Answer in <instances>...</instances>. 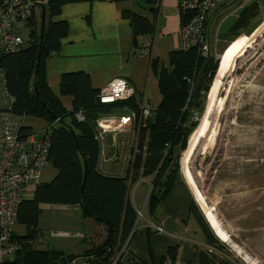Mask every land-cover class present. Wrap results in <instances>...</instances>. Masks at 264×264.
<instances>
[{
	"label": "trees",
	"instance_id": "16d2710c",
	"mask_svg": "<svg viewBox=\"0 0 264 264\" xmlns=\"http://www.w3.org/2000/svg\"><path fill=\"white\" fill-rule=\"evenodd\" d=\"M44 1L45 17L38 61L36 62V56L40 38L41 6L30 18L23 21V26H17L21 32L26 30L24 47L14 54L2 52L0 49V68L4 70L7 89L11 95V110L25 116L41 118L47 124L53 123L49 135L48 156L56 173L48 182L38 184L32 196L22 199L18 204L15 225L18 230L22 228L23 232L13 230L12 239L18 249L13 259L5 264H65L71 258L89 256L92 251L93 264H109L117 239L119 238L122 244L128 237L126 248L135 234L132 229L136 225L139 209L135 208L129 199L128 190L131 187H128L126 181L135 184L139 176L152 178V189L146 205L149 217L155 218L156 209L180 170L179 158L187 148L192 132L187 125L195 126L199 121H191L193 112H197L198 119H201L204 112L202 97L215 77L219 61L210 54L206 57L208 61L203 62L195 47L170 50L167 54V65H164L163 60L149 56V67L156 78L160 101L151 117L145 120V126H141V123L134 132L136 146L133 157L129 160L132 167L129 180L126 175L103 174L97 170L100 150L95 138L96 120L112 109L124 107L132 111L135 122L139 101L125 99L100 103L97 98L99 89L91 86L89 75L82 71L62 73L58 93L55 94L47 84L44 62L59 51L62 40L67 35V22L55 19L62 7L73 3L105 0ZM145 2L154 4L158 0ZM262 5L264 0H254L241 7L228 32L218 34V37L226 35L231 38L240 34L257 16ZM150 10H155V7ZM191 13L178 12L180 22L185 23ZM121 15L129 20L133 51L137 53L136 37L152 36L155 32V21L151 15L133 10L124 9ZM191 84L193 87L190 92ZM198 88L204 92L199 94ZM189 94L190 100L187 99ZM63 96L71 98L69 109L61 101ZM137 97L140 100L141 94ZM78 112L82 114L83 119L77 118ZM31 132V127L23 125L20 138L26 139ZM52 204H77L84 216L88 215L104 226L103 241L98 246L94 245L93 250L88 249L77 254L66 253V250L57 249L47 242L44 248L36 249L33 243L38 235L41 237V233L45 232L39 224V218L43 207ZM190 210L197 212L194 202H191ZM195 215L201 229L206 232L207 223L203 221L204 216L201 217L197 213ZM60 232L57 231L56 234ZM153 233L155 232L148 227L147 246ZM205 241L225 255L221 256L210 246L204 247L198 250L195 264H231L227 259L230 253L221 248L220 241L213 242L208 238ZM175 252V246L169 248L167 253L160 257V262L163 263L166 257L172 261ZM122 258L129 259L130 264H146L130 252L123 253L116 264H122Z\"/></svg>",
	"mask_w": 264,
	"mask_h": 264
},
{
	"label": "rangeland",
	"instance_id": "374dc122",
	"mask_svg": "<svg viewBox=\"0 0 264 264\" xmlns=\"http://www.w3.org/2000/svg\"><path fill=\"white\" fill-rule=\"evenodd\" d=\"M251 1L254 0H250L249 2ZM139 3V6L142 7L146 2L143 0L139 1ZM239 3L240 2L237 0H229L227 1V4L224 5L225 10L219 9L212 15L213 23L210 24L211 29L208 33V38L210 39V37H212L213 39H216V45L214 50L208 52V56L211 54L210 56L215 57L218 61H220L218 56L222 54L220 53L221 51H219V46L220 44L227 43L224 40L228 39L229 37L225 35L219 38L217 33L223 34L227 32L229 26L235 20L236 14L238 12V10H236V6H238ZM146 4L150 7H154L153 4ZM168 9L170 8L168 7ZM138 12L149 15L148 8L141 9ZM59 15H57L55 19H57ZM72 17L73 16L71 12H66L64 19H67L69 23L73 21ZM263 17L264 5H262L261 9H259V14L254 17L255 20H252V26L259 30L257 37L254 38L255 41L253 42V48L249 49L245 55L238 57L235 63H232V67L230 69L231 71L224 77V79H222L228 92H225L224 89L218 90L216 96L213 97V99L208 96L207 92V96L206 93L203 94L202 99L204 100L205 108L202 115L203 118L207 108L209 107L210 109L206 117L207 129L204 130L203 135L199 138L194 149L192 150V153L188 159V163L185 164L184 160L187 150L190 146V143L194 139L192 136L196 134V129H192V132L188 138L187 148L181 153L178 162L180 169L178 172L179 176L189 182L185 172V170L188 168L194 181V185L189 182L194 190V199L192 202H194L195 206L204 216V218L205 210L208 208H213L212 213L219 224L220 221L218 216L221 215V210L229 206L231 207V204L234 200V183L232 182L233 172L238 165L237 157L239 154H245V146L242 145L241 141H243L246 145L249 144L252 146V148L249 150L250 155L253 152L252 167L260 169L261 165L264 163V24L261 21ZM189 19L190 18H188L187 21ZM185 23L180 22V24ZM215 26L217 32L216 34ZM244 30L240 34L244 33ZM22 33L26 34V31L23 30ZM219 39L222 41H219ZM177 41L178 44L176 49L185 50L180 46L181 37L179 33ZM23 47L24 46H21L20 44L19 48L11 51V54L17 53ZM151 47L152 42H150V55L152 54ZM149 53H145L143 56L136 55V57L138 59H143L144 57L148 58L150 56ZM197 53L200 58L204 60L203 62L208 61L206 60V54L198 50ZM162 60L165 61L166 59ZM234 68H236L235 71ZM128 85L130 84L128 83ZM210 87H208V90ZM135 92L137 93L136 90ZM135 92L128 99L140 101ZM202 92H204L203 89L200 90V88H198V93L201 94ZM63 103L67 108H69V97L63 98ZM137 109L138 112L137 115L135 114V122L134 118H132L133 121L129 123L126 116L124 117L125 120L123 122L113 126V130L103 132L97 141L99 143L100 152L103 151V153H100V167L98 166L97 168V170H99L101 173L106 172V170H108L112 164V167L117 170L116 172L118 176L126 175L127 180H129V174L132 172V167L129 160H131L133 157L136 146V136L134 132L141 125L139 122L140 108ZM25 120L33 123V132L31 135L34 138H40L42 135V128L45 124L44 120L32 116H27ZM106 134H109V137L111 135L112 136L107 138ZM126 134L129 136L128 144L126 145L128 152L126 157L122 158L120 157V154H117L116 148L123 140V138H120L119 136ZM106 142H109L110 144L109 148L111 151H109V154L107 148L106 154L103 149ZM120 151L123 152L124 148L119 146V152ZM247 159L250 160V157L248 156ZM105 167L107 168L105 169ZM55 173L56 169H53L52 167L46 168L41 174L40 181L48 182V178L50 179L52 175H55ZM148 177V180H145L144 177L139 176L137 183L140 185L137 186L134 183L132 184L131 182L126 181L128 187H131V189L128 190L130 197L129 199L135 208L141 207L142 205L141 208L143 213L144 210H147L146 201L148 194L152 189V178L150 176ZM141 184L145 186L142 187ZM169 190L156 209V212L163 211L165 199L169 193ZM70 207L76 208L77 212L74 213V210ZM261 213V211L255 210L249 215L245 216V218H243V216L235 218L228 216L222 219L220 226L222 229H224L225 233L227 231L229 232V241H222L219 237L217 238L220 240L221 248L230 253L227 259L231 262V264H246L244 259L246 261H251L252 264H260L259 261L264 264V259L260 256L264 255V227H261L262 231H259V233L249 235V225H251L255 219L260 217ZM80 222L83 224H79ZM135 222L136 225L132 229V231L135 230L134 236L137 235L134 239L135 244H145L146 242L147 245V228L149 227L154 232L157 231H155L153 225L151 224H149L148 227L142 226V224L145 222L143 217L136 218ZM39 224L45 232L41 233V237L38 235V238L33 243L36 249L44 248L47 242L52 246L54 245L57 249L60 247L66 250L64 251L66 253L77 254L81 248L90 247L89 245L95 244L98 246L103 241L105 236L104 226L101 223L94 221L90 216H84L77 204H52L50 206L43 207V213L39 218ZM141 226L145 230L142 231V234L141 231L138 233ZM14 229L18 230L17 225H14ZM233 230L236 233L238 232L241 237L251 242L249 247L254 251V255H256L258 259L257 263H255L254 260L251 259V256L247 254L248 250L245 252L243 248L234 244V238L237 239V241L239 238L230 235L234 234ZM57 231L61 232L57 235ZM21 232H23V229L19 228L18 233ZM90 234L93 235V238L89 237ZM134 236L132 238H134ZM90 240H93L94 242ZM255 250H257L258 253ZM14 255L11 257V259H13ZM87 258V256L74 257L65 264H93V260Z\"/></svg>",
	"mask_w": 264,
	"mask_h": 264
},
{
	"label": "crops",
	"instance_id": "0c3cea01",
	"mask_svg": "<svg viewBox=\"0 0 264 264\" xmlns=\"http://www.w3.org/2000/svg\"><path fill=\"white\" fill-rule=\"evenodd\" d=\"M139 1L143 0L80 2L67 4L62 7L57 20H65L68 23L67 19H64L65 13L71 12L73 21L68 23L67 35L65 39L62 40L59 51L48 57L44 62L47 84L55 94L58 93V84L62 73L82 71L89 75L91 86L97 89H101L113 78H122L137 91V95L141 94L145 103L150 104L153 109L156 108L160 100V94L157 89L156 78L149 68V58L144 57L143 59H138L136 57L138 53H134L133 51L134 46L132 43L130 23L127 18L121 15V11L127 9L136 10L138 12L141 9H149V16L151 15L150 17L154 19L156 25L154 32L156 35L152 40L151 53L153 57H157L161 60L166 59L165 61L163 60L164 65H167L168 52L177 48L180 19L178 17L176 0H161L159 6L153 11L150 10L152 7L146 3L140 7ZM168 7L170 9H168ZM23 35L25 36V34ZM0 72L2 73L0 77V101H3L6 98V94H9V96L11 95L7 89L4 70L0 68ZM67 97L69 96L61 97V101L63 102V98ZM70 101L71 98L69 97V104ZM131 114L132 112L129 109L120 107L112 109L107 114L100 115L99 117L103 118L105 121L111 117H117L119 122H123L125 120L124 117H128ZM26 117L27 116H25V118ZM131 121H133V119H131ZM131 121L128 122L130 123ZM32 124L33 123L24 120V125L31 127L33 132ZM46 126L47 123L44 124L42 132ZM32 132L27 138L29 140L39 139V137L34 138L31 135ZM127 135L128 134L119 136L123 138V140L116 148L117 154H120L122 158H125L128 152L126 145L128 144L129 136ZM106 137L110 138L109 134H106ZM106 143L103 149L106 154L107 148L109 154V151H111L109 148L110 144L109 142ZM119 146L124 148L123 152H119ZM251 148V145H246L245 152L243 151L245 154H239L237 157L238 165L233 172L232 180L234 183V200L231 207L229 206L221 210V215L218 216L221 224L224 217L229 216L235 218L243 216V218H245V216L255 210L261 211V216L249 225V235L259 233V231H262L261 227H264V163L261 165L260 169L252 167L253 152L251 151L252 153L250 155L249 151ZM100 153H103V151ZM100 156L101 154H99L98 159L99 167ZM248 156L250 160L247 159ZM112 166L111 164L110 168L103 174L117 175V170ZM106 168L107 167H105V169ZM148 178V176L144 177L145 180H148ZM50 179L48 178V180ZM135 185L137 186L140 184L135 183ZM141 186L144 187L145 185L141 184ZM193 193L194 190L191 184L177 174L165 199L163 211L156 212V217L151 218L147 214V210H144L142 216L143 219H145L142 226L148 227L149 224L153 225V227L161 225L163 231L155 232L150 237L149 246L146 245V242L145 244H135L134 239L137 236L135 235L127 244V250L146 264L151 262L162 264L160 262V257L164 256L168 249L174 246L176 247V252L171 264H195L198 250L204 247L209 248V246L221 256H224L225 254L223 252L207 244L205 241L207 238L213 242H219L220 240L217 238V235L215 236L216 233L213 232L206 218L203 219V221L207 223L206 232L201 229L200 223L195 215V213H197L202 217L198 209L197 212H191L190 205L194 199ZM141 207L136 208L142 209ZM70 208L74 210V213L77 212L76 208ZM79 224L83 223L80 222ZM142 226L138 233L141 231L142 234V231H145ZM228 234L229 232L227 235ZM230 235L239 238L238 241L234 238V244L243 248L245 252L248 250L247 254L257 263L258 259L256 255H254V251L249 247L251 242L241 237L238 232H234V234ZM89 237L93 238V235L90 234ZM89 246L90 247L81 248L84 250L80 249L78 252L87 249L92 250L94 248V245ZM58 249L62 248L58 247ZM255 251L257 252V250ZM92 254L93 251L87 257L92 259ZM260 256L264 259V255ZM244 262L246 264H252L251 261H246L245 259ZM259 263L262 264L260 261Z\"/></svg>",
	"mask_w": 264,
	"mask_h": 264
},
{
	"label": "built area",
	"instance_id": "2783aa9c",
	"mask_svg": "<svg viewBox=\"0 0 264 264\" xmlns=\"http://www.w3.org/2000/svg\"><path fill=\"white\" fill-rule=\"evenodd\" d=\"M194 4L199 5L197 12H192L189 20L185 24H180L178 33L180 34V46L189 47V35L200 37L202 34L205 14L213 15L221 6L227 4L229 0H200ZM239 7L246 5L250 0H237ZM44 0H0V49L5 53L19 48L24 44V35L17 28L23 21L31 17L37 11ZM191 0H179L177 2L178 12H190L185 7H192ZM23 26V24H22ZM22 28V27H21ZM156 34L138 35L136 37L137 55H144L149 52L150 42ZM208 56L209 51H201ZM2 73L0 72V77ZM132 86L122 78H113L97 92L100 103H111L118 100L128 99L133 93ZM5 99L0 101V264H5L12 260L11 257L18 249L17 244L12 239L15 225L17 206L24 198L32 196L35 187L41 182V174L46 168L52 166L48 156L49 135L53 123L47 124L42 132V136L37 140L20 138V129L24 125L25 115L15 113L11 110V96L5 95ZM140 111L154 110L150 104L145 103L143 98L138 103ZM132 112V111H131ZM78 119H83L80 112ZM134 118L132 113L127 117L128 121ZM123 119V118H122ZM196 119L191 117V120ZM120 123L117 117H111L106 121L98 117L95 123V138L97 141L105 131L113 130V126ZM128 127V126H124ZM28 145V146H27ZM143 216L142 209L137 211V218ZM155 231L161 232V225L154 226ZM128 238L120 244L119 238L111 252L109 264H116L118 258L125 252ZM94 257V255L92 254ZM92 257V258H93ZM88 259V258H87ZM171 260L166 257L162 264H171ZM122 264H130L129 259L122 258ZM159 264V263H156Z\"/></svg>",
	"mask_w": 264,
	"mask_h": 264
},
{
	"label": "bare ground",
	"instance_id": "6f19581e",
	"mask_svg": "<svg viewBox=\"0 0 264 264\" xmlns=\"http://www.w3.org/2000/svg\"><path fill=\"white\" fill-rule=\"evenodd\" d=\"M176 1L178 2L179 0H176ZM195 1H198V3L201 2L200 0H191V3L193 6L192 7H185V10H189L190 12H193V13L197 12L199 10V5L194 4ZM160 2H161V0H158V2L154 3L153 4L154 7L157 8L159 6ZM239 5L236 7H239ZM243 6L244 5H242L240 7H243ZM220 9L225 10V6H221ZM212 17L213 16L208 14V12L205 14L204 22H203V28H202L203 31H202L201 36L196 37L193 34L189 35V47H186L185 50L189 49L191 47H195L200 52L201 51H211V50L215 49L216 39H213L212 37H210V39L208 38V33L211 29L210 24L213 23ZM252 20H255V18H253ZM252 20L246 26L244 33L234 35L233 37L224 40L227 43L220 44L219 51H221L220 53H222V54H221V58H219L220 61H219L218 69H217V72L215 74L214 79L209 83V87L210 86L211 87L209 88V90H207L208 96L210 98L213 99V97L216 96V93L218 92V90L224 89L225 92H228V90L225 88V84H224L222 79H224V77L231 71L230 69L232 67L231 66L232 63H235V61L237 60L238 57L245 55L247 53V51H249V49L253 48V44H254L253 42L255 41L254 38L257 37L259 30H257L256 27L252 26V24H253ZM261 21L264 24V17ZM216 33L217 32H216V26H215V34ZM219 41H222V40L219 39ZM235 70H236V68H234V71ZM192 87H193V84H191L190 92L192 90ZM207 93H206V96H207ZM190 98H191V96L189 94L187 99L190 100ZM209 111H210V109L208 107L206 112H205L204 118L201 116L202 119H198L197 112H193V117H195L196 119H193L191 121L193 123L197 122L198 120L199 121L195 126L187 125V128L190 130L196 129V134L192 136V137H194V139L190 143V146L187 150L185 160H184L185 164L188 163V159L192 153V150L194 149L199 138L203 135L204 130L207 129L206 117H207ZM152 113H153V110H151L149 112H144V110L142 109L140 111L139 122L142 123V125H145V120L150 118ZM241 143H242V145H244L246 147V144L243 141H241ZM185 172H186V177L189 179V182L192 183V185H194V181L190 175L188 168H187V170H185ZM212 209L213 208H208L205 210V218L207 219L211 228L216 233L217 237H219L222 241H229L228 235H226V233L224 232V230L221 228L220 224L218 223V221L214 217V215L212 213Z\"/></svg>",
	"mask_w": 264,
	"mask_h": 264
},
{
	"label": "water",
	"instance_id": "95a60500",
	"mask_svg": "<svg viewBox=\"0 0 264 264\" xmlns=\"http://www.w3.org/2000/svg\"><path fill=\"white\" fill-rule=\"evenodd\" d=\"M40 12H41V15H40V38H39V46H38V52H37V56H36V62L38 61V56H39V51H40L39 49H40L41 38H42V30H43V24H44V17H45V13H44V2L41 4ZM218 57L221 58V55L218 56ZM35 67H37V63H36V66ZM35 74H36V72L34 73V78H35Z\"/></svg>",
	"mask_w": 264,
	"mask_h": 264
},
{
	"label": "clouds",
	"instance_id": "9594fccd",
	"mask_svg": "<svg viewBox=\"0 0 264 264\" xmlns=\"http://www.w3.org/2000/svg\"><path fill=\"white\" fill-rule=\"evenodd\" d=\"M150 56H152V54H151ZM152 57H153V56H152ZM148 58H149V57H148ZM149 68H150V67H149ZM126 82H127V81H126ZM132 88H133V87H132ZM133 89H134V88H133ZM141 98H142V97H141ZM114 102H115V101H114ZM40 183H41V182H40ZM40 183H39V184H40ZM207 222H208V221H207ZM171 262H172V261H171Z\"/></svg>",
	"mask_w": 264,
	"mask_h": 264
}]
</instances>
